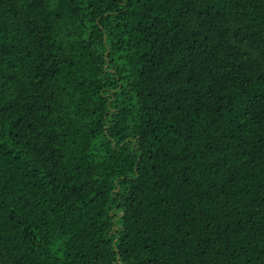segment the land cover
Listing matches in <instances>:
<instances>
[{"label":"trees","instance_id":"trees-1","mask_svg":"<svg viewBox=\"0 0 264 264\" xmlns=\"http://www.w3.org/2000/svg\"><path fill=\"white\" fill-rule=\"evenodd\" d=\"M0 264H264V0H0Z\"/></svg>","mask_w":264,"mask_h":264}]
</instances>
